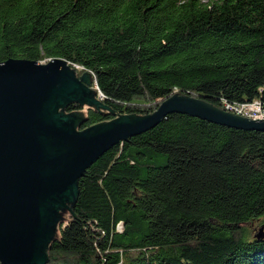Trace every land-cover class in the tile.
<instances>
[{
  "label": "trees",
  "instance_id": "1",
  "mask_svg": "<svg viewBox=\"0 0 264 264\" xmlns=\"http://www.w3.org/2000/svg\"><path fill=\"white\" fill-rule=\"evenodd\" d=\"M54 59L107 108L68 104L79 130L174 95L264 107V0H0V63ZM78 186L48 264H264V132L172 114Z\"/></svg>",
  "mask_w": 264,
  "mask_h": 264
},
{
  "label": "water",
  "instance_id": "2",
  "mask_svg": "<svg viewBox=\"0 0 264 264\" xmlns=\"http://www.w3.org/2000/svg\"><path fill=\"white\" fill-rule=\"evenodd\" d=\"M89 74L81 78L66 61L0 63V262L48 264L61 213H73L79 181L115 146L158 127L172 114L219 126L264 132L254 120L196 98L174 95L145 117L122 116L79 130L82 114L64 108L80 103L104 109ZM257 238L264 239V227Z\"/></svg>",
  "mask_w": 264,
  "mask_h": 264
},
{
  "label": "built area",
  "instance_id": "3",
  "mask_svg": "<svg viewBox=\"0 0 264 264\" xmlns=\"http://www.w3.org/2000/svg\"><path fill=\"white\" fill-rule=\"evenodd\" d=\"M227 111H230L236 115H240L248 118H255L257 120L264 119V107L261 104H248L241 106H227Z\"/></svg>",
  "mask_w": 264,
  "mask_h": 264
},
{
  "label": "rangeland",
  "instance_id": "4",
  "mask_svg": "<svg viewBox=\"0 0 264 264\" xmlns=\"http://www.w3.org/2000/svg\"><path fill=\"white\" fill-rule=\"evenodd\" d=\"M44 64H46V63H44ZM77 77H78V76H77ZM78 78H79V77H78ZM80 78H81V77H80ZM95 89H96V88H95ZM93 91L96 92V90H93ZM99 96H100L99 94H96V93H95V98H96V99L99 100V99H100ZM228 112H230V111H228ZM230 113H232V112H230ZM82 114H83L84 116H86V115H87V110H85ZM239 116H240V115H239ZM242 117H243V116H242ZM245 118H248V117H245ZM249 119H253V118H249ZM254 120H257V119L254 118ZM69 213H70L69 211H64V212L61 213V216H62V218H63L64 224H67V222H68ZM70 214H71V213H70ZM258 229H259V228H258ZM258 229H257V230H258ZM257 230H256V231H257ZM58 232H59V225H58V227H57V229H56V234H58ZM59 233H60V232H59Z\"/></svg>",
  "mask_w": 264,
  "mask_h": 264
},
{
  "label": "bare ground",
  "instance_id": "5",
  "mask_svg": "<svg viewBox=\"0 0 264 264\" xmlns=\"http://www.w3.org/2000/svg\"><path fill=\"white\" fill-rule=\"evenodd\" d=\"M44 64V63H43ZM256 104H258V103H256Z\"/></svg>",
  "mask_w": 264,
  "mask_h": 264
}]
</instances>
